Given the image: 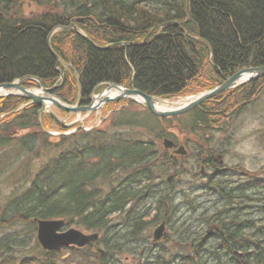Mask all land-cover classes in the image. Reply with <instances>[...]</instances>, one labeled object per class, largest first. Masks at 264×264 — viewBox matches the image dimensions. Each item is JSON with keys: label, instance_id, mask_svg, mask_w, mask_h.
<instances>
[{"label": "trees", "instance_id": "1", "mask_svg": "<svg viewBox=\"0 0 264 264\" xmlns=\"http://www.w3.org/2000/svg\"><path fill=\"white\" fill-rule=\"evenodd\" d=\"M25 1L47 10L25 17ZM71 24L96 46L71 28L52 33ZM263 65L264 0H0V84L26 78L25 87H38L37 78L70 105L89 104L106 83L171 99ZM262 89L264 77L163 118L136 101H112L105 107L130 105L113 109L106 127L79 128L55 141L41 129L40 105L21 95L0 97V180L6 176L15 189L0 203V229L6 230L0 264H225L223 254L230 264H264V179L208 155L199 171L212 167L214 173L200 188L215 204L202 210L200 230L168 235L167 223L185 203L175 205L173 196L186 172L158 144L167 138L178 145L182 133L199 161L203 137L224 131ZM46 118L66 129L52 115ZM237 171L238 179L229 177ZM143 193L151 195L150 208L139 216ZM191 196L187 202L196 211ZM44 219H64L66 227L97 232L99 239L48 251L36 236L37 221ZM162 223L165 242L159 245L162 239L145 232ZM182 225L190 229L187 221ZM207 226L213 228L208 235Z\"/></svg>", "mask_w": 264, "mask_h": 264}, {"label": "rangeland", "instance_id": "2", "mask_svg": "<svg viewBox=\"0 0 264 264\" xmlns=\"http://www.w3.org/2000/svg\"><path fill=\"white\" fill-rule=\"evenodd\" d=\"M60 1V0H56ZM52 4L51 6H53ZM49 6V7H51ZM48 7V8H49ZM21 14L25 17L35 16L40 13H43L47 10V8H44L42 6H38L37 4L29 1H25L21 3L20 6ZM22 79V78H20ZM26 78H23V80ZM19 80V79H18ZM22 80V82H23ZM35 81L38 80L33 79ZM15 82V81H14ZM23 85V83H22ZM101 88L97 90V93H100L107 87V85L102 84L100 86ZM35 90L37 93L42 94V91L38 87H26ZM201 93V92H199ZM199 93H190L183 96L166 99V101L171 102V107H178L191 99L192 97H195ZM129 100V99H126ZM125 102V101H124ZM121 102L118 105H112L111 108H106L105 105L98 111L93 112H82L79 113H66L55 106H50L52 111L61 118L62 122L70 124L73 123L75 120L80 119L79 122L75 124H83L86 127H106L108 122L106 123V120L110 116L113 109L117 110L120 109L123 105L124 108H127L130 103ZM123 104V105H122ZM45 113L41 114V117L39 116V123L41 125V129L43 131H46L51 141L57 140V134L61 131L59 126H57L53 121L47 120ZM173 117V116H172ZM46 120V121H43ZM47 123V125H46ZM71 123V124H72ZM173 123V122H172ZM228 127L224 129L222 132H211L208 135H205L203 138H206L207 141H204L199 144L198 147L201 148L200 151H198L199 161H195L190 151H187V154H175L173 150H168V148H165L163 146V143L161 141L158 142L159 146H162L161 149H165V153L167 155L178 158V162L180 163L181 171L186 172V175H183V180L181 184L176 185V192L173 196L175 205L181 202H185L184 205L181 206V210L179 211V215H172L171 216V222L167 223V233L175 234L177 235V229L182 230L183 232L188 233L187 231L191 230V232H194L196 229L200 230V228H203V220L200 217L201 212L205 207L211 206L215 204V198L212 197V194L208 190H204V183L206 182L205 178L208 179L210 176L213 175L214 170L212 167H208L204 169V172L201 174L199 171V165L198 162H202L208 157V155H213V159L215 161H218L220 164L224 166H230V167H237L241 171V169L250 170L251 172L257 173L256 175L259 176V178L264 179V89H262L261 93L257 96L256 100L252 103H250L246 108H244L241 113H239L236 117H233L232 122L230 120H227ZM45 124V125H44ZM70 124V125H71ZM173 125V124H172ZM171 131H175L177 133L176 129L172 127L170 129ZM27 133V131H22L20 134ZM178 139L180 140V144L185 146V143L183 141L186 140V138H189V136H185L182 133H177ZM194 140V139H192ZM189 150V149H188ZM183 157H185L183 159ZM39 163V162H38ZM37 163V164H38ZM178 169V170H179ZM17 169H15L12 173L9 172V175L16 176L14 172ZM238 170V171H239ZM233 172L232 175H229L230 178H239V172ZM242 172V171H241ZM199 174V178L196 177ZM206 176V177H205ZM6 176H2L0 180V203L7 199L8 196L13 194L14 189V183L13 181H10L9 178H5ZM5 178V179H4ZM14 189V190H13ZM203 189V190H202ZM206 191V192H205ZM190 193V196L194 199V204L197 206L196 211H192V209L189 208L188 202H187V195ZM144 195L146 193H143ZM143 203H139L138 210L141 208V211L139 212V216H143L145 214L149 213V202L151 199V195L146 194V197L143 196ZM141 199V198H140ZM137 210V211H138ZM116 220H122L120 216L117 217ZM187 221V226L190 227V229L185 230L182 228V224L184 221ZM76 228L81 231H83L86 234H90L93 232L84 231L76 226H71V228ZM68 228V227H67ZM205 231L203 234H210L213 230L212 227H205ZM157 227H150L149 230L145 232V234H149V236H153L155 230ZM6 230L0 229V236L4 234ZM163 237V236H162ZM161 237V239H162ZM173 238V236H171ZM173 240V239H172ZM164 239L157 242V244L162 245L164 243ZM173 243V242H170ZM176 248L172 244L169 246L168 250L171 252H175ZM222 259L225 262V264L228 263V259L225 258V255H222ZM129 260L132 261V258H129Z\"/></svg>", "mask_w": 264, "mask_h": 264}, {"label": "water", "instance_id": "3", "mask_svg": "<svg viewBox=\"0 0 264 264\" xmlns=\"http://www.w3.org/2000/svg\"><path fill=\"white\" fill-rule=\"evenodd\" d=\"M189 17H190L189 9L187 8V20L189 19ZM171 23H175L179 25L182 24L177 21H173ZM65 28H71V29L78 31L86 40H88L90 43L96 46V44L89 37H87V35L79 31L77 26L74 24H71L68 27L66 26L57 27L56 29L52 31V33L57 30H61ZM50 37H51V34L48 37L49 48H51ZM146 38L144 39L143 43L146 42ZM129 44L133 45L134 43H124L125 46ZM55 57L57 60H59V57L57 54H55ZM260 77H264V65L259 66V67L242 68L238 70L236 73H234L232 76L227 78L222 84L199 93L195 97H192L191 99H189L183 105H180L175 108H169V109H160V108H157L156 106L157 102L166 101V99H162L161 97H157L154 95H149L133 87H130V88L123 87L115 83L109 84L100 93L92 94L91 102L88 105H80V104L68 105L66 104L59 97L52 94L53 88H46L45 86H43V84L38 79L37 80L39 81L40 90L42 91V94H39L35 90L26 88L24 85H22V80H23L22 78L15 82L0 84V97L8 96V95H16V94L23 95L26 98L30 99L32 103H35L41 106L39 115L42 112L49 113L57 121H60V119L52 111L49 105L58 107L59 109H62L66 112L81 113V112L98 111L102 108L104 104L108 102H112V101L122 100V99H129V100H134L138 103H142L154 116L163 118V117H172V116L184 114L196 108L204 101L222 92H225L227 90H230L232 88H235L237 86H240L244 83H247L253 79H257ZM110 92H114L115 94L112 95V93ZM79 98H80V95H79ZM163 146L168 149L175 148L173 150L175 154H182V155L187 154V151L183 145L178 146L170 139L165 138L163 141ZM65 223L66 222L64 219H47V220L44 219V220L37 221V226H38L37 227V240L39 244L42 246V248L48 251H53L60 247H70V246H76V247L81 248V247H85L89 245L90 243L98 241L99 234L97 232L86 234L83 231L73 228V227L67 228L65 226ZM164 233H165V224L162 223L155 230L154 239L160 240L161 237L164 235Z\"/></svg>", "mask_w": 264, "mask_h": 264}, {"label": "bare ground", "instance_id": "4", "mask_svg": "<svg viewBox=\"0 0 264 264\" xmlns=\"http://www.w3.org/2000/svg\"><path fill=\"white\" fill-rule=\"evenodd\" d=\"M109 84H112V83H106L105 85H109ZM124 87V86H123ZM130 88V87H129ZM104 90V89H103ZM3 93V92H2ZM107 93H109V92H107ZM110 93H112V95H114L115 93L114 92H110ZM122 100H125V99H122ZM134 101V100H133ZM187 102V101H186ZM185 102V103H186ZM185 103H183V104H185ZM182 104V105H183ZM156 106H157V108H160V109H169V108H174V107H171V102L170 101H159V102H157L156 103ZM62 111H64V110H62ZM64 112H66V111H64ZM66 113H68V112H66ZM91 128H96V127H86V126H84L83 128H81V129H83L84 131H89ZM77 130H73V131H71L72 133H75ZM99 234V233H98Z\"/></svg>", "mask_w": 264, "mask_h": 264}]
</instances>
